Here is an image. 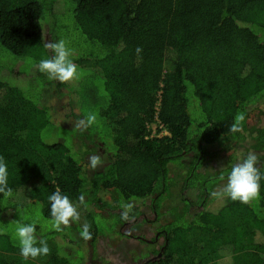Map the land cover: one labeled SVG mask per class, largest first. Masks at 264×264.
Instances as JSON below:
<instances>
[{
    "label": "trees",
    "instance_id": "1",
    "mask_svg": "<svg viewBox=\"0 0 264 264\" xmlns=\"http://www.w3.org/2000/svg\"><path fill=\"white\" fill-rule=\"evenodd\" d=\"M61 39L78 66L68 82L38 68L52 55L44 44ZM88 114L97 119L81 132ZM263 117L264 0H0V156L13 189L0 193V264H88L99 238L125 235L137 237L132 264H264V178L249 204L212 195L249 150L264 153ZM156 120L169 135H150ZM99 141L111 156L90 171ZM225 149L238 155L214 168ZM57 189L80 213L61 231ZM32 222L51 253L25 261L16 228Z\"/></svg>",
    "mask_w": 264,
    "mask_h": 264
},
{
    "label": "clouds",
    "instance_id": "2",
    "mask_svg": "<svg viewBox=\"0 0 264 264\" xmlns=\"http://www.w3.org/2000/svg\"><path fill=\"white\" fill-rule=\"evenodd\" d=\"M44 47L52 53L51 58L41 59L38 64L39 71L47 74L50 80H58L60 82H68L78 77V66L71 58V51L67 47L66 42L61 39L59 41L47 42ZM142 49L138 46L137 53ZM95 114H88L78 120L75 127L81 131H86L96 121ZM245 116L243 113H238L229 130L239 132L243 128ZM261 156L264 153H257L255 150H249L243 158L232 165L231 171L227 176V183L218 192H213L215 197L223 198L227 196L233 201H239L243 204H249L253 200L260 197V181L264 178V172L257 166ZM88 161L92 170H97L103 167L104 161L102 154L99 152L88 156ZM8 167L3 156H0V193L4 197H10L13 189L8 184ZM80 204H84L83 194L78 198ZM51 207V217L53 219L52 227L56 231H61V226H69L70 223L80 219L78 205L74 204L67 194L62 193L59 189L53 192L49 197ZM124 211L121 217L124 220L129 219V212L133 205L127 203L124 206ZM36 223L19 224L16 228V236L19 241L20 255L25 261L29 258L36 259L41 256H47L51 253V249L47 240L37 235ZM91 225L85 223L82 227L81 236L84 239H91Z\"/></svg>",
    "mask_w": 264,
    "mask_h": 264
},
{
    "label": "rangeland",
    "instance_id": "3",
    "mask_svg": "<svg viewBox=\"0 0 264 264\" xmlns=\"http://www.w3.org/2000/svg\"><path fill=\"white\" fill-rule=\"evenodd\" d=\"M67 19H69L70 20V17H66V16H64V18H60V20L63 22V25H64V22H65V20H67ZM71 21V20H70ZM71 36V35H70ZM70 36H69V38H70ZM62 38H66V35H64ZM71 38H73L72 40H73V42H74V48L73 49H76L77 47H79V38H76L75 36H73V37H71ZM69 46V45H68ZM63 100H65L66 99V97H63L62 98ZM252 118H254V117H252ZM263 120H262V123L264 124V117L262 118ZM147 128H149V130H151V133H150V135L152 134V131H153V129L152 128H156V124L153 122L152 124H148V126H147ZM158 128H160V127H158ZM161 129V128H160ZM66 131V132H65ZM60 136H65V137H67V140L69 141V139H70V143L72 142L73 143V140H72V137H73V135H72V133L71 132H69L67 129H61L60 130ZM74 139V148L75 149H79V148H81L83 145H82V141H80V140H78V139H76V138H73ZM93 146H96V147H94V150L92 151V154L93 153H96V152H99V153H101L102 154V158H103V161H104V164H103V166L104 165H106L107 164V162L109 161V158H110V156H111V153L110 152H107L105 149H104V147H103V145H102V143L99 141V142H95L94 144H93ZM83 148V147H82ZM231 154V155H230ZM238 155V153H237V151H232V153L231 152H229L228 150H223V151H221L219 154H217V155H214L213 157H212V159H211V162H210V164L214 167V168H216V169H220V168H223V167H225V166H227V164L230 162V159H231V157H235V156H237ZM100 169V168H99ZM99 169H97V170H99ZM92 169H91V167H90V171H91ZM35 220L36 221H39V222H44V223H46V221L45 220H43L42 219V213H40V212H36L35 213ZM107 219H102L100 222H99V224H101L103 227H105V228H107V225H106V223L108 222V223H112V220H109V221H107ZM46 225H49V223H46ZM71 233H73L72 231H71ZM72 235V234H71ZM100 240V242H99V254L101 255V254H106V253H110V255H111V257L114 259V258H118L119 260H120V263L121 264H129V260H128V256L130 257V251H129V247H135V243H133V244H131L128 248H127V250L124 248L125 247V245H123L121 248L119 247H116V245L114 244V243H111L110 242V240L109 239H107V238H103V237H101V239H99ZM105 244L106 245H108L109 247H111L112 248V250H110V252H109V250H108V248L105 246ZM82 251H84V253H85V251H86V249L85 248H83V250ZM80 256H82L81 255V253L79 254ZM41 257H38V258H36V259H40ZM93 264H96V263H93Z\"/></svg>",
    "mask_w": 264,
    "mask_h": 264
},
{
    "label": "flooded vegetation",
    "instance_id": "4",
    "mask_svg": "<svg viewBox=\"0 0 264 264\" xmlns=\"http://www.w3.org/2000/svg\"><path fill=\"white\" fill-rule=\"evenodd\" d=\"M156 238L157 239H155V241L157 242H161V240L158 238V236H156ZM99 239H101V238H99ZM98 239V241H97V257H96V259H93V260H91L88 264H93V263H96V264H121L120 263V260L118 259V258H112L111 257V255H110V253H106V254H99L100 252H99V242H100V240ZM136 239H137V237L136 236H130V235H125V237H123V238H119L118 239V241H117V243L115 244L116 245V247H122L123 245H125V249L127 250V248L131 245V244H133V243H135V245H136V243H137V241H136ZM154 241V244L156 243ZM149 242H150V240H149ZM153 242V241H152ZM157 242V243H158ZM105 246L108 248V250H109V252H110V250H112V248L111 247H109L108 245H106L105 244ZM129 249V251L132 249V247H129L128 248ZM128 260H129V264H132L133 263V257L130 255V257L128 256Z\"/></svg>",
    "mask_w": 264,
    "mask_h": 264
},
{
    "label": "built area",
    "instance_id": "5",
    "mask_svg": "<svg viewBox=\"0 0 264 264\" xmlns=\"http://www.w3.org/2000/svg\"><path fill=\"white\" fill-rule=\"evenodd\" d=\"M154 123L156 124V128H152L153 129L152 134H151L152 137H161L164 135H169V132L167 131V129L163 126V124L160 121L156 120L154 121ZM158 127H160L161 129Z\"/></svg>",
    "mask_w": 264,
    "mask_h": 264
}]
</instances>
